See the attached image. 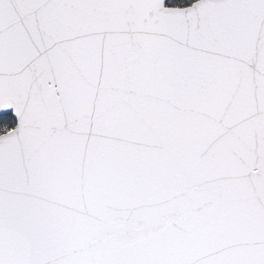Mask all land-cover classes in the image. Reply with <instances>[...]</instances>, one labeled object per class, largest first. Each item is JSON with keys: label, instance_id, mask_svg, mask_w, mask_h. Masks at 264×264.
<instances>
[{"label": "snow or ice", "instance_id": "snow-or-ice-1", "mask_svg": "<svg viewBox=\"0 0 264 264\" xmlns=\"http://www.w3.org/2000/svg\"><path fill=\"white\" fill-rule=\"evenodd\" d=\"M0 264H264V0H0Z\"/></svg>", "mask_w": 264, "mask_h": 264}]
</instances>
